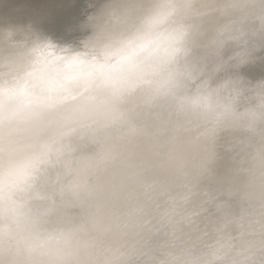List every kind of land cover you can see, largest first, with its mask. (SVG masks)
<instances>
[{
	"label": "clouds",
	"instance_id": "9594fccd",
	"mask_svg": "<svg viewBox=\"0 0 264 264\" xmlns=\"http://www.w3.org/2000/svg\"><path fill=\"white\" fill-rule=\"evenodd\" d=\"M0 264H264V0H0Z\"/></svg>",
	"mask_w": 264,
	"mask_h": 264
}]
</instances>
